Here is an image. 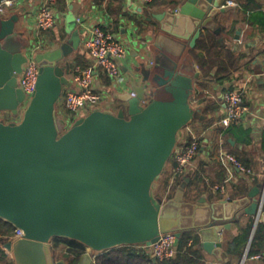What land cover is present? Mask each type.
<instances>
[{
  "label": "water",
  "instance_id": "1",
  "mask_svg": "<svg viewBox=\"0 0 264 264\" xmlns=\"http://www.w3.org/2000/svg\"><path fill=\"white\" fill-rule=\"evenodd\" d=\"M223 9L221 0H185L179 11L152 14L158 24L129 70L131 91L118 94L127 110L94 107L68 129L57 103L69 84L61 62L73 40L36 53L40 73L21 119L0 118V218L23 230L7 243L15 264H64L55 259V237L84 244L78 264H96L98 252L126 244L151 249L169 231L178 244L187 230L219 255L224 228L243 214L256 216L255 194L247 206L228 199L222 208L184 202V189L168 201L156 194L182 130L202 118L191 103L202 74L190 50L205 29L220 35L215 16ZM15 23L0 15V112H17L25 101L19 77L31 45Z\"/></svg>",
  "mask_w": 264,
  "mask_h": 264
},
{
  "label": "crops",
  "instance_id": "2",
  "mask_svg": "<svg viewBox=\"0 0 264 264\" xmlns=\"http://www.w3.org/2000/svg\"><path fill=\"white\" fill-rule=\"evenodd\" d=\"M184 1L153 0L143 3L140 0H57V25L45 34L47 43L42 50L71 38V51L63 63L71 61L73 66L89 65L93 58L85 40L90 28L102 24L114 31L127 45V52L119 61L126 80L118 85L108 75L101 73L95 84L105 97L97 107L114 112L127 110L128 103L119 99L118 94L131 91L128 83L129 70L136 63L141 41L145 37H153L154 25L158 23L156 19L149 21L148 18L164 11H179ZM234 1L238 6L223 7L225 0H221V7L224 9L215 16V22L222 28L220 35L214 30L205 29L197 40L196 47L190 50L202 74L201 79L195 81L191 103L201 108L202 118L195 119L196 122L185 127L182 132L185 134L190 131L195 134L200 140V148L181 176L175 173L174 161H168L156 189L157 196L164 201L176 197L180 189L185 190L184 202L195 204L203 199L202 203L205 205L216 203L219 208L228 199L241 200L243 206H247L252 202L251 194L261 197L264 182V27L249 21V17L250 13L264 11V0ZM37 6L38 0H15L4 13L6 18L15 19L16 30L25 32L30 45L34 43L37 34ZM214 38L219 46L214 45ZM204 44L208 47L204 48ZM66 76L70 82L67 67ZM229 89H240L243 92V100L249 111L239 123L223 126L219 120L225 112L224 94ZM23 110L24 107L21 106L17 112L2 111L0 118L19 121ZM227 153L246 162L252 172L244 173L226 163L223 155ZM226 177H229L226 192L215 191L214 185ZM246 198L249 200L246 201ZM251 220L254 225L255 217L243 214L233 220L229 228H224L221 233L222 251L219 255L203 249L196 233L199 238L197 247L206 264H239L242 257L229 252V243ZM7 243L1 244V249ZM52 247L55 259L67 264L63 255L68 246H55L52 242ZM6 250L4 257H0V263L15 264L13 251L8 247ZM84 253L86 250L81 255ZM254 261L264 264L263 258Z\"/></svg>",
  "mask_w": 264,
  "mask_h": 264
},
{
  "label": "built area",
  "instance_id": "3",
  "mask_svg": "<svg viewBox=\"0 0 264 264\" xmlns=\"http://www.w3.org/2000/svg\"><path fill=\"white\" fill-rule=\"evenodd\" d=\"M14 1L15 0H2L0 3V15H4L7 8L14 4ZM140 1L149 3L153 0ZM56 2L57 0H38L37 10L35 11L37 34L34 43L27 50L28 60L19 77V86L25 94L23 107L31 100L36 90L40 73V66L35 59V55L37 52L44 49L47 43L44 38L45 34L53 30L57 25ZM226 6H238V3L234 0H225L223 7ZM85 45L93 61L87 66L76 65L69 84L64 86V97L62 101L65 110L59 111V113L65 121V129L70 128L78 119L88 114L89 111L97 107L104 99V93L98 90L95 84L97 77H99L101 73L108 75L111 80L118 85L123 84L126 80L121 71L119 61L126 54L127 45L114 31L104 27L102 24H96L90 28L89 36L85 40ZM224 103L225 112L219 120V123L223 126L239 123L249 111V107L245 105L243 100V92L240 89L227 90L224 94ZM199 148L200 140L195 134L190 131L185 134L181 132V137L173 153L176 162L174 167L176 175L181 176L184 173L187 164L197 155ZM223 159L226 163L231 164L244 173L252 172L251 167L247 166L232 153L223 155ZM228 181L229 177H226L222 182L215 184L213 189L220 193H225ZM260 199L259 208L255 216V222L257 224L264 215V182ZM22 235L23 230L17 228L15 235L9 242L12 243ZM176 241L177 234L175 232L169 231L162 233L158 241L152 245V252L161 260L173 258L177 253ZM191 243L192 240H189L188 244ZM6 248L7 246H4L2 249L3 253ZM249 249L250 245H247L239 264H245L249 259L258 260L261 258L260 254H254L249 258ZM0 255H2V253ZM95 257L96 256H94V259ZM7 260H9V255Z\"/></svg>",
  "mask_w": 264,
  "mask_h": 264
},
{
  "label": "trees",
  "instance_id": "4",
  "mask_svg": "<svg viewBox=\"0 0 264 264\" xmlns=\"http://www.w3.org/2000/svg\"><path fill=\"white\" fill-rule=\"evenodd\" d=\"M249 21L256 22L260 26L264 27V11H256L250 13ZM204 39V38H202ZM205 40V39H204ZM214 45L219 46L216 38L213 39ZM207 44H204V48H207ZM201 56V55H200ZM204 59V58H203ZM204 61V60H203ZM69 71L73 67L71 61L63 64ZM87 66V65H82ZM58 110L64 111V104L58 103ZM196 120H193L189 125H192ZM230 126V125H229ZM173 160L175 165V159L172 155L170 160ZM169 160V161H170ZM249 166L246 162H244ZM175 167V166H174ZM253 227V220H251L246 227H244L238 235H236L229 243V252H234L238 256L242 257L245 247L247 246ZM15 227L11 222L0 218V257H4V253L1 249V244H6L16 232ZM192 240L191 244L188 241ZM54 245L66 244L68 246L64 257L67 260V264H77L78 257L86 250V246L76 240L65 239L61 237H55L53 239ZM199 238L193 231H184L179 243L177 244L176 256L170 259L161 260L154 258L150 248L141 244H126L113 247L108 250L98 252L95 260L96 264H206L205 258L199 248L197 247ZM264 222H258L254 235L250 244L249 255L250 258L254 254H260L264 259ZM13 264V263H12ZM245 264H258L256 261L249 259Z\"/></svg>",
  "mask_w": 264,
  "mask_h": 264
},
{
  "label": "rangeland",
  "instance_id": "5",
  "mask_svg": "<svg viewBox=\"0 0 264 264\" xmlns=\"http://www.w3.org/2000/svg\"><path fill=\"white\" fill-rule=\"evenodd\" d=\"M63 62H64V60L61 62L62 65L64 64ZM74 67H75V66H73L72 69L70 70V78L73 77V70H74ZM63 97H64V91H63V93H62V95H61V98H60V100H59L58 103H63V101H62ZM58 103H57V104H58ZM98 105H100V104H98ZM57 108H59L58 105H57ZM83 117H84V116H83Z\"/></svg>",
  "mask_w": 264,
  "mask_h": 264
}]
</instances>
